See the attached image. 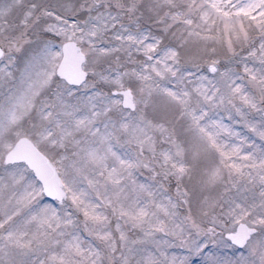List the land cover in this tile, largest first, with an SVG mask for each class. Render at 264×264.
Here are the masks:
<instances>
[{"label":"snow or ice","instance_id":"snow-or-ice-1","mask_svg":"<svg viewBox=\"0 0 264 264\" xmlns=\"http://www.w3.org/2000/svg\"><path fill=\"white\" fill-rule=\"evenodd\" d=\"M0 264H264V0H0Z\"/></svg>","mask_w":264,"mask_h":264}]
</instances>
